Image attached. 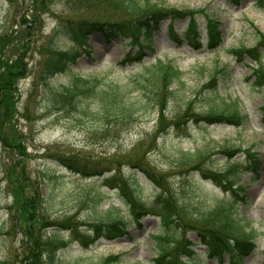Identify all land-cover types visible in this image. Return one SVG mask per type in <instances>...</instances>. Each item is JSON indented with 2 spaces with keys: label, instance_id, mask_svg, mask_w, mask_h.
<instances>
[{
  "label": "rangeland",
  "instance_id": "1",
  "mask_svg": "<svg viewBox=\"0 0 264 264\" xmlns=\"http://www.w3.org/2000/svg\"><path fill=\"white\" fill-rule=\"evenodd\" d=\"M152 1L166 8L195 11L203 35L201 47L196 48L188 41L180 44L168 33L170 22L178 34L186 29L188 18L184 16L159 23L142 63H121L130 49L128 40L118 38L107 43L93 34L88 41L90 54H82L67 72L50 80L56 86L69 84L73 76H83L102 86L118 85L128 94L127 100L138 101L141 108L143 96L135 88L133 76L145 64L162 59L183 72V83L177 84V91L167 101L161 122L160 110L145 104L136 121L119 132L104 133L101 126L89 117H80V113L43 110L46 102L38 96L40 89L35 80L46 44L53 41L59 48L69 46L63 36L53 40L59 23L80 16L96 18L98 12H85L68 0H0V60L8 64L22 55L27 68L6 100L0 99V261L9 248L8 256L12 255L9 263L19 264L21 251L20 236H8L3 228L9 209H13L5 169L16 171L18 165L24 167L53 203L52 217L74 214L92 221L113 206L129 221L127 234L121 238L97 239L87 246L78 240L71 241L58 252L60 262L53 264H100L105 257L118 254L121 260L115 264H157L153 260L158 253L154 235L164 231L159 218L144 213L137 219L116 188H109L99 176L83 178L70 172L63 166V158L52 155L78 157L103 168L104 176L114 173L127 178L145 203L151 201L159 186L173 202L187 205L192 213L198 214L226 202L230 193L204 178L198 170L180 165L179 156L207 150L202 167L220 172L230 162L216 149L227 146L236 150L250 148L261 162L255 172L240 175L237 185L244 187L245 201L237 205V213L246 229L256 232V248L243 264H264V86L253 84L254 63L245 56L236 58L229 51L256 44L257 32L264 33V9L256 6V0H240L237 4L231 0ZM99 17L109 18L102 13ZM207 17L219 25L221 42L215 48L206 42ZM215 68L224 70L216 76L217 89L208 90L204 85ZM0 72H4V66ZM86 105L94 107L93 99H84L82 106ZM230 105H235L243 117L238 125H208L199 118L210 110L229 112ZM142 170H148L152 179ZM95 190L103 193V200L93 208L89 196ZM187 237L195 244L196 264H216L215 259L206 257L207 250L194 233L188 232ZM222 260L226 263L228 255L224 254Z\"/></svg>",
  "mask_w": 264,
  "mask_h": 264
},
{
  "label": "trees",
  "instance_id": "2",
  "mask_svg": "<svg viewBox=\"0 0 264 264\" xmlns=\"http://www.w3.org/2000/svg\"><path fill=\"white\" fill-rule=\"evenodd\" d=\"M231 1L235 4L240 2ZM68 2L85 12L96 11L98 16L90 19L83 16L64 19L54 29L53 40L58 35L63 36L69 41V46L59 48L53 41H49L44 48L45 54L35 76L36 86L38 85L40 89L38 96L42 97L44 103L46 102L43 110L50 113L53 111L65 114L80 113V117H89L99 127L101 126L104 133L119 132L136 121L140 109L145 104L160 110L158 118L161 122L167 101L177 91V84L183 83L181 79L183 72L169 61L157 59L144 65L143 69L133 76V84L143 96L141 108L138 101L127 100L128 94L118 85L111 88L102 86L99 82L95 84L89 77L83 76H73L69 84L56 86L52 85L50 80L55 75L67 72L82 54H90L88 40L93 34H98L107 43L117 38L128 39L129 47L136 49H129L124 53L122 62H141L145 57L144 51L150 49L158 23L168 16L189 17L183 40L193 39V44L197 46L200 34L195 11L163 8L152 0H68ZM255 3L258 8L264 9V0H256ZM99 13L109 18L99 17ZM205 28L208 45L213 48L220 43L218 23L215 19L207 17ZM174 37L182 42L179 35L175 34ZM263 51L264 33L260 31L257 32L256 44L253 47L240 46L231 49L235 57L246 56L255 62V67H251L255 86H264ZM2 66L4 72H0V99L6 100V95L12 91L17 79L23 77L27 68L24 66L22 55L8 64L0 60V68ZM223 70L214 69L209 82L204 85L206 89L214 91L217 89L216 76ZM86 98L93 99L94 107L82 106ZM228 107L231 109L229 112L210 110L199 118L208 125L239 124L242 117L236 106ZM216 151L227 156L230 162L220 172L202 167L203 159L208 155L207 150L184 152L178 159V163L183 167L198 170L204 178L213 180L216 185L230 193L226 202H219L198 214L192 213L187 205L173 202L160 191L159 186L151 201L145 203L140 199L136 187L123 176L114 173L104 176L103 168L98 169L93 163L88 164L78 157H65L61 153L52 157L63 158L65 160L62 161L63 166L72 173L83 178L99 176L109 188H116L126 199L131 214L137 219L144 213L159 217L164 231L155 236L158 253L153 260L157 264H195L197 257L193 250L195 244L187 237L188 232L195 234L197 240L207 250L206 257L215 259L216 264H242L244 258L255 249L256 232L246 229L238 216L237 205L245 201V196L244 187L237 184L242 173L255 172L261 162L250 148L236 150L220 146ZM239 153L243 156L237 159ZM5 172L13 209H9L3 228L8 236L11 234L20 236L19 264L57 263L60 262L58 252L73 240L87 246L97 239L113 240L127 234L129 221L121 215L119 208L111 206L102 217L92 221L82 220L74 214L52 217L53 203L42 194L40 184L27 175L22 165H18L16 171L5 169ZM142 172L152 179L148 170ZM89 200L91 206L95 208L102 202L103 193L95 190L90 194ZM8 254L9 248L0 264H10L9 257L12 255ZM224 254L229 257L227 263L222 261ZM120 257L121 254L110 255L102 259L100 264H115L121 260Z\"/></svg>",
  "mask_w": 264,
  "mask_h": 264
},
{
  "label": "bare ground",
  "instance_id": "3",
  "mask_svg": "<svg viewBox=\"0 0 264 264\" xmlns=\"http://www.w3.org/2000/svg\"><path fill=\"white\" fill-rule=\"evenodd\" d=\"M164 8V7H163Z\"/></svg>",
  "mask_w": 264,
  "mask_h": 264
}]
</instances>
